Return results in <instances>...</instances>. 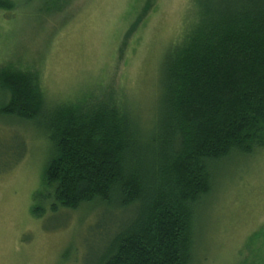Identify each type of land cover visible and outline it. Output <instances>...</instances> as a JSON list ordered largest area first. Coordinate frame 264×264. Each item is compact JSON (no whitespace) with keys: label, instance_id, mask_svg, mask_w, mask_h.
I'll return each mask as SVG.
<instances>
[{"label":"trees","instance_id":"obj_1","mask_svg":"<svg viewBox=\"0 0 264 264\" xmlns=\"http://www.w3.org/2000/svg\"><path fill=\"white\" fill-rule=\"evenodd\" d=\"M191 2L147 127L122 101L50 106L30 72L0 68V114L38 122L52 144L51 208L98 202L123 214L100 264H193L216 164L264 145V0Z\"/></svg>","mask_w":264,"mask_h":264},{"label":"rangeland","instance_id":"obj_2","mask_svg":"<svg viewBox=\"0 0 264 264\" xmlns=\"http://www.w3.org/2000/svg\"><path fill=\"white\" fill-rule=\"evenodd\" d=\"M191 9V0H0V68L30 72L50 106L122 101L147 127L163 56ZM51 153L38 122L0 114V264H100L123 218L98 202L52 209ZM194 228L193 264H264V145L216 164Z\"/></svg>","mask_w":264,"mask_h":264}]
</instances>
